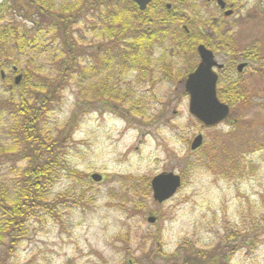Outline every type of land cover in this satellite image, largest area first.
<instances>
[{
	"label": "rangeland",
	"instance_id": "1",
	"mask_svg": "<svg viewBox=\"0 0 264 264\" xmlns=\"http://www.w3.org/2000/svg\"><path fill=\"white\" fill-rule=\"evenodd\" d=\"M39 1L61 10L76 0ZM190 3L197 7L200 17L206 18L205 0ZM11 6V1L0 0V25L30 30V22L11 16ZM108 15L109 9L102 6L77 20L73 31L76 48L81 51L78 65L72 68L74 71L68 68L70 80L42 124L45 137L56 138L75 117L77 123L65 157L71 169L88 178L65 174L53 196L68 192L69 200L60 201L55 214L32 221L28 239L8 264H127L131 257L150 249L157 233L169 255L185 243L210 250L227 242L229 234L242 235L244 239L231 245L242 240L248 244L236 253L231 264H264V0H239L233 18L241 20L236 33L238 47L257 45L260 51L258 61L235 77L250 96L249 103L234 107L228 119L211 130L203 129L190 117L189 99L182 91L184 82H177L182 74H190L195 67L191 68L189 62L198 63V57L193 53L189 61L177 58L175 27L168 29L161 40L164 44L153 51L154 61L147 62L150 65L141 73L133 70L122 75L117 67L102 75L94 72L105 47L123 42L115 39L112 43L104 34ZM126 21L135 22L131 18ZM42 35L46 36L35 48L16 56L20 73L29 74L26 86L41 83V78L52 80L61 70L58 67L63 69L59 64L66 58L63 47L47 32ZM160 58L168 62L175 81L161 78ZM227 58L218 55L217 59L222 63ZM113 74L111 81L121 80L120 87L129 88L135 100L142 101L145 118L135 121L125 107L112 113L97 100L92 87L101 81L100 76ZM6 75L14 81L12 65ZM12 88L0 79V186L13 191L25 163L18 155L21 146L9 99L12 97L13 104L19 99L16 89L12 96ZM87 98L93 101L89 107ZM199 134L204 144L199 151L191 152L190 146ZM161 173H184L181 189L162 205L152 198L147 200L139 212L134 207L133 186L142 177L152 179ZM92 174H100L104 180L95 183L90 179ZM84 190L88 195L81 206L73 207L72 199L80 200ZM150 217L155 219L153 224L148 222ZM253 237L258 240L252 241Z\"/></svg>",
	"mask_w": 264,
	"mask_h": 264
},
{
	"label": "trees",
	"instance_id": "2",
	"mask_svg": "<svg viewBox=\"0 0 264 264\" xmlns=\"http://www.w3.org/2000/svg\"><path fill=\"white\" fill-rule=\"evenodd\" d=\"M9 1L12 2L11 16L30 22L32 28L29 30L25 27L21 30L16 25H0V79L4 84L14 88H12V94H15V89L18 92L19 103L13 104L12 97L9 102L13 105L16 118L15 127L21 146L18 155L23 158L25 163L13 191L6 185L0 186V264H8L23 242L28 239L32 221L40 216L55 214L60 201L69 200L68 192L53 196L55 186L64 178L65 174L78 179L88 178L71 169L65 157L67 142L71 141L77 123L75 117L67 123L66 129L56 138L45 137L42 124L54 104L59 101L60 91L64 84L70 80L71 75L68 68L72 69L78 65L76 59L78 60L77 57L81 51L76 48L74 25L90 10L100 9L110 3V0H76L74 4L56 10L54 7L40 4L39 0ZM196 9L193 7L192 16L185 14L183 18L180 16L169 18L173 22L176 20L178 24L183 23L188 27V32L181 29L174 36L177 46L176 55L179 59L185 57L189 61L190 56L196 53L198 45H207L208 43L201 29L203 18L195 12ZM3 10L1 8V11ZM106 21L108 26L104 28V34L110 38L112 43L115 39L123 42H115L110 47H105L108 52L103 57L101 66L109 71L117 67L121 69L122 75L133 70L139 72L145 70L150 64H140L136 51L142 48L143 43L152 42L155 35H148L140 28L132 26L121 13L106 18ZM44 31L51 35L53 40H58L66 52V58L61 59L59 63L63 69L58 67L61 70L54 79L41 78V83L35 85H25V80L29 78L27 73L24 75L22 83L17 87L9 75H6L3 80L2 71L6 74L10 65L19 67L20 61L16 56L41 43L46 36L42 35ZM165 32L166 29L162 28L163 36ZM125 39L126 41H124ZM124 44H127V47ZM255 46L257 47V45ZM189 63L191 68L195 67L194 62ZM262 65L264 67V63ZM163 73H166L171 80V71L166 66L163 67ZM111 80H114L113 76H110L103 84H99V91L95 96L98 101L112 113L117 114L118 107H125L127 114L135 121L145 118L147 112L146 108L142 107V101H136L129 88L122 89L119 85L121 80L119 82ZM219 97L232 108L238 105H247L250 99V96L237 81L221 85ZM91 103L93 101L87 98L86 105L89 107ZM125 119L128 120L126 116ZM188 166H192V164ZM234 171L239 172V169H234ZM181 177L184 178V173L181 174ZM151 180L142 177L138 180V184L136 183L132 188L134 207L139 212L144 210L145 202L152 198ZM86 195L88 192L84 190L80 195V200L79 198L78 201L72 199L71 205L80 207V203ZM234 236L236 237L229 234L227 242L220 243L221 247L219 248L203 250L185 243L176 252L169 255L164 251L162 239L157 233L147 252L139 257H131L126 263L231 264L236 253L242 249L243 245L248 244L242 240L240 243L231 245V242L245 238L242 235ZM257 240V237L252 238L254 242Z\"/></svg>",
	"mask_w": 264,
	"mask_h": 264
},
{
	"label": "flooded vegetation",
	"instance_id": "3",
	"mask_svg": "<svg viewBox=\"0 0 264 264\" xmlns=\"http://www.w3.org/2000/svg\"><path fill=\"white\" fill-rule=\"evenodd\" d=\"M238 1L239 0H205L207 13L205 15L206 18L203 17L202 24V27H206L207 29L206 32L202 30L203 35L207 38L208 42L205 46L209 50L213 51L216 59L218 58V55L228 57L227 60L222 63L217 59L218 65L221 67L215 68V70L221 82L239 81L235 78L236 75L239 77L243 74L244 71L249 68L250 64L256 62L258 59L257 57H259L260 51L257 52V47L255 45L251 48L238 47L236 33H238L241 27V20H233L236 16ZM188 2L190 3L191 0H150L146 9L141 10L133 0H110L109 17L114 14L121 13L123 18L126 20L130 18L135 20L134 23H131L132 26L140 28L141 31H144L145 33L147 32L148 35H155V39L152 42L143 43L142 48L136 51L139 63L145 64L147 62L154 61L152 59L153 51L155 48L161 47V44H164L161 40L164 41V38L167 36L166 34L168 29L170 27H175L177 30V21L175 20L173 22V20L169 18H177L178 16L183 18L185 17V14L187 16L193 15L191 6L186 4ZM162 28L166 29L164 36L162 35ZM179 28L186 30L187 26L181 23ZM176 30L173 31L174 36ZM169 43H171L170 40ZM124 46L127 47V44H124ZM172 46L173 45L171 43V47ZM173 47L174 49H177L175 42ZM107 52L108 51L101 53L102 59ZM164 55L167 56L166 54ZM169 55L172 57L173 52L171 51ZM102 59L100 61H102ZM97 60L98 59H96V61ZM158 63L160 64L159 73L161 78L168 80V75L163 73L164 66H166L172 73V69L168 67V62H166L164 58H160ZM101 64L102 63L94 68V71L97 72L98 75H102L103 72L107 71V68L102 67ZM241 64L247 65L242 72L238 71V67ZM17 75H19L18 72L15 73V77ZM108 79L109 77L101 78L100 76L101 81L96 82L95 86H93V91L96 95L99 91V84H103ZM178 82L181 83V81ZM184 88L182 90L183 95H187Z\"/></svg>",
	"mask_w": 264,
	"mask_h": 264
},
{
	"label": "water",
	"instance_id": "4",
	"mask_svg": "<svg viewBox=\"0 0 264 264\" xmlns=\"http://www.w3.org/2000/svg\"><path fill=\"white\" fill-rule=\"evenodd\" d=\"M141 10H145L150 0H133ZM222 4V3H221ZM229 14V13H228ZM200 63L186 81L185 88L189 96V114L196 119L204 128H214L225 121L229 116V106L220 102L217 94L218 75L214 67H218L213 53L204 46L198 47ZM245 64L240 65L238 70L242 72ZM221 67V66H219ZM17 71V68H14ZM22 75L15 80L20 84ZM203 145V136L195 138L191 145V150L196 151ZM103 177L93 174L91 180L95 183L102 182ZM182 186V179L174 173H162L154 177L151 181L153 201L163 204L172 199ZM148 222L153 224L155 219L150 217Z\"/></svg>",
	"mask_w": 264,
	"mask_h": 264
}]
</instances>
